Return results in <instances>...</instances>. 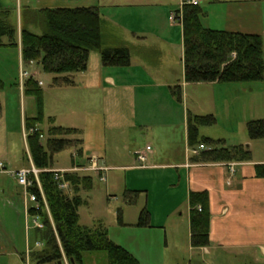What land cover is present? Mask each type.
I'll use <instances>...</instances> for the list:
<instances>
[{"label":"crops","instance_id":"crops-1","mask_svg":"<svg viewBox=\"0 0 264 264\" xmlns=\"http://www.w3.org/2000/svg\"><path fill=\"white\" fill-rule=\"evenodd\" d=\"M18 1L20 2V0ZM56 1L47 0L48 3L46 4L48 5L46 7L51 6L50 4H54L53 2ZM70 1L73 2L74 0ZM97 1L98 4L96 6L98 8L101 7L103 10L109 9V13L100 15L102 20L101 33L103 45L110 48H127L130 55L129 65L126 67H104L101 64L99 54L92 52L89 55L86 70L73 74V86L51 87V89H56L57 91H70L64 92L65 97L68 98L71 95L70 99L73 98L75 108L74 110H70L69 115H67L68 123H63V121H57L56 123L58 115L55 112L48 113L47 117L53 118L56 125L76 128L73 120L76 113L79 112L85 115V129L87 128L88 130L90 128L94 130L97 122L99 120L102 121L101 128L98 126L100 137L95 145L87 135H84V139H81L82 155L78 158H84L86 163H77L81 164L79 167H89L90 161L94 159L96 167L101 168L100 172H96L100 176V179L108 178L104 175L105 171H122L125 179L131 173L130 181L133 183L135 179H132V174L138 175L137 177L140 178L145 173L166 172L174 174L177 180H180V173H183L184 189L182 200L178 204L181 207L177 208V206L175 207L177 209L174 208L172 211L167 212L161 223L158 222L152 228H145L161 229L160 231L164 233L165 247H176L174 235L179 234L180 228L183 229L187 239L189 238L188 193L190 191L205 190L208 194L210 212L208 228L209 244L206 247L196 249L200 250L201 255H209L215 261H218L217 259L219 261L223 260V257L218 258L219 253L217 251L227 254L230 253L229 251L239 250L240 255L245 257V259L249 258L247 259L248 262L252 260L257 262V258H253L248 253L243 252L254 249V251L264 256V178H257L254 175V165L264 163V148L261 150L254 147V145L259 143L257 141H264V137L250 140L248 136L243 138L240 136L237 137V144L232 141V145L248 143L246 146L250 151V161L226 163H203L197 161L196 156L198 152L196 154L192 153L191 150L193 148L187 144L186 116L189 111L184 107V104L181 107V103H176L170 92V88L179 86L184 97L189 85L195 84L201 87L200 97L203 96V100H205V109L200 114H212L216 118V124L200 127L198 135L200 137L218 139L219 137H215L214 133H211L209 129L210 127L219 125L221 116L227 122L226 127L222 126L223 132L229 136L237 134L233 130L236 123L241 126L251 120L260 119L264 122V88L262 84L257 82L249 84L184 82L182 53L179 58L181 66L179 64V69L175 71V64L171 62V58H167L163 49H159L158 47V44L170 45L169 39L157 40L159 38L156 35L157 31L154 32L152 31L153 29L146 31L142 28H135L130 22L140 20L137 14H135V10L149 8L150 12L145 16L149 23L158 24V22L166 19L170 22V30L173 31L176 28V24L175 21L169 19L171 0ZM202 1L215 7L213 18L218 21L221 26L220 28H222H214L215 30L260 35L262 38V56L264 61V0ZM22 2L24 3L23 7L35 10V8H39V5L34 7L33 2L40 3V0H23ZM0 7H4V5L0 3ZM203 17H205V13ZM178 24L180 26L179 31L181 33L182 45V29L181 24ZM206 28L211 29L212 27ZM150 35L156 38L155 42L157 41L154 44L155 46L151 47L154 48L155 58L152 60L153 54H151L149 55L151 58L150 62L141 61V63L134 64L131 49H149L148 36ZM17 38L16 56L19 64H22L19 32ZM144 53H141L142 57L145 55ZM136 68L138 69L137 71L143 74L145 80L143 84L145 86L154 87L155 90H161L162 92L151 93L149 97L136 101L135 90H139L141 85L137 83L138 81H126L119 77ZM23 81L21 86L18 85V92L20 93V107L18 109L19 115L23 118L22 134L25 149L18 157H13L14 160L12 158L10 160L4 158L5 161H0L4 168L3 170L0 169V259H5L7 264H17L18 258L20 259L22 254L26 257L29 249L32 248L30 239H34L33 232L29 235L30 228L28 227L29 219L34 223V218L28 215V208L31 203L28 202L25 188L18 184L16 179L8 172L9 170L16 171L33 165L26 143L27 132L24 127V119L32 117L35 114H31V112L26 113L25 111L26 98L30 96L23 93ZM38 82L41 83V81ZM95 93L96 96L94 97ZM76 97L79 98L78 101ZM122 108H126V112H121L120 109ZM190 114L199 115L191 112ZM178 123L182 126L183 147L180 150V155L177 160L159 161L157 157L158 153H166L171 150L168 148L167 151V146L161 143L158 133L160 130L172 127ZM135 127H139L142 132L145 131L143 132L145 135L151 134L153 146L147 143L144 148L140 147L133 140L134 138H130V142L127 143L128 145L118 140L117 142L115 141V144L108 142L105 129L113 130L118 135L124 129ZM81 131L80 135L83 132ZM224 143L226 144V141ZM119 146L121 149L118 148ZM146 146H150V150L145 152V162L148 160V163L140 162L136 157L137 152H144ZM72 150L71 156L75 158V149ZM116 152H127L131 156L118 162L117 160H120V157L117 156ZM77 164L73 167H76ZM57 169L70 168L60 167L53 170ZM128 184L123 183L124 192H135L136 189L134 188H136V185ZM157 198L158 196H155L154 201ZM150 216L152 217V215ZM172 216L181 218L182 226L178 222H174L171 218ZM32 227L34 229L35 225L33 224ZM225 257L227 258V256Z\"/></svg>","mask_w":264,"mask_h":264},{"label":"trees","instance_id":"trees-1","mask_svg":"<svg viewBox=\"0 0 264 264\" xmlns=\"http://www.w3.org/2000/svg\"><path fill=\"white\" fill-rule=\"evenodd\" d=\"M178 11V10H175ZM182 69L186 83H261L264 88V61L262 38L257 34L215 30L202 25V9L183 5L182 9ZM11 10L0 7V47L16 48L17 31L9 22ZM19 31L21 61L25 66L33 64L44 74L50 75V87H71L73 74L87 68L88 58L97 52L104 67H126L130 62L127 48H110L102 42V20L97 6L45 7L32 10L24 7ZM27 24L38 26L41 34L26 29ZM5 38V40H3ZM4 88L0 80V90ZM170 92L179 103L181 88L174 86ZM24 95L36 102V112L24 119L27 132L26 143L37 174L40 190L30 175L32 185L28 191L35 195L37 208L30 205L28 215L38 218L41 228H34L35 242L39 249H29L28 264H57L62 256L68 264H82V253H106L107 264H138L137 259L125 248L112 242L107 230L101 225L88 228L81 226L77 208L81 203L80 190L91 187V178L78 172H67L63 178L67 190L58 187L52 168L53 156L71 148L75 157L82 155L80 130L56 125L53 118L43 115L42 88L38 81L28 76L23 81ZM1 109V103H0ZM47 120L46 132L39 125ZM216 124L212 114L187 113V144L193 149L203 144L206 149L198 151L196 160L203 163L247 162L251 155L247 146L226 145L221 139L200 137V127ZM250 140L264 137V122L251 120L245 124ZM74 157V156H72ZM81 166V164H77ZM254 175L264 178V163L254 165ZM41 191V192H40ZM133 192V191H125ZM124 192V193H125ZM136 192V191H135ZM125 195V198H128ZM127 203H132L127 199ZM189 219V245L192 248L209 244L208 228L210 212L208 194L205 190L190 191L187 198ZM135 226L152 227L150 213L141 208ZM25 259V255L21 256Z\"/></svg>","mask_w":264,"mask_h":264},{"label":"rangeland","instance_id":"rangeland-1","mask_svg":"<svg viewBox=\"0 0 264 264\" xmlns=\"http://www.w3.org/2000/svg\"><path fill=\"white\" fill-rule=\"evenodd\" d=\"M22 1L23 0H20V2L18 0H0V3L4 5L5 8L11 10L9 22L15 27L17 34L20 31V27L22 24L20 16L22 9L24 8V3ZM171 1V6L169 8L170 13L179 9L181 0ZM46 3H48L47 0H40V3L33 2L34 7H37V5H39V8L46 7V5H48ZM53 3L54 4L49 3L51 5L49 7L54 8L77 6L86 7L91 5L96 6L98 4V1L74 0L73 2H71L70 0H57ZM199 7L202 9L203 13H205V17L202 18L201 16V22L204 27H212L211 29H222L220 28L221 26L218 21L214 20L213 18V12L215 8L213 7V5L200 0ZM135 11V14H137V17L140 18V20L130 21L133 27L142 28L146 31H150L152 29V31L154 32L157 31L156 35L159 37L157 38V40L169 39L168 41H170V45L158 44V47L159 49H163L167 58H171V62L175 64L174 70L176 71L177 69H179V64L181 63L179 61V58L181 57L182 53L179 24L175 22L176 28L171 31L169 26L170 22L166 19L158 22V24H152L148 22L145 16H147V14L150 12L149 8H142ZM99 13L100 15H104L106 13H109V9L103 10L101 7H99ZM25 27L35 34L42 33V29L38 26L27 24ZM3 40H5V38ZM155 40L156 38L150 35L148 36L149 49H131L134 64L141 63V61L150 62L151 58L149 57V55L151 54H153L152 60L153 58H155L156 55L153 51L154 48H151L155 46L154 44H156L157 42H155ZM142 52H145V55L143 57L141 56ZM137 70L138 69L136 68L124 75L119 76L126 81H138L137 83L141 85V88L139 90H135L136 101L141 98L144 99L149 97L151 93L154 94L162 92L161 90H155L154 87L150 88L145 86L143 84L145 81L144 76L140 71ZM22 73H26V75L22 77ZM28 76L33 77L34 79H36L37 81H41L42 83L41 88L44 118L47 117L48 113L55 112L56 115H58L56 123L57 121L68 123L67 121L69 120L67 118V115H69L70 110H74L75 108L73 98L70 99L71 95H69L68 98L65 97L64 92L70 91H57L56 89H51V87L49 86L50 75L38 71V68L33 64H30L29 66L19 64L15 48L0 47V80L4 84V88L0 93V161H5L4 158L9 160L10 158H12V160H14L13 157H18L25 149L22 134L23 118L19 115L18 109L20 107V93L18 92V88L19 86H21L23 79L25 80ZM201 90L202 89L200 86L193 84L189 85V88L187 89L184 97L181 91V100L183 102H181L180 106L183 107L184 104V107L189 111V113L191 112L203 115L200 113H203L205 109V100H203V96L200 97ZM95 96L96 93L94 97ZM173 98L175 100V97ZM26 99V113L31 112V114H35V99L31 96ZM76 100L78 101L79 98L76 97ZM176 103L179 102L176 101ZM120 110L121 112H126V108H122ZM73 121L74 124H76V128L83 131H81L82 133L79 137L81 139H84V135H87L90 141L95 145L98 138L100 137L98 126L101 128L102 121L99 120V122H97V126L94 130H91V128L89 130L87 128L85 129L86 122L84 114H80L79 112L76 113ZM174 122L176 123V121ZM230 123L233 124L232 121H230ZM226 124L227 122L225 118H222L221 116L219 125L216 127H210L209 131L211 133H214L213 135H215V137H219L218 139L226 141V145H232V141L237 144V137H247L245 125L242 124L240 126L238 123H236L233 129L237 132V134H234L233 136L224 134L222 126L226 127ZM47 127L48 123L45 119L39 125V128L45 134ZM105 132L108 142H112V144H115V141L117 142L118 140L119 142L128 145L127 143L130 142V138H134L133 140H135L136 144L140 145V147L144 148L145 144L147 143H150V145L153 146L151 134L145 135L143 133L145 131L142 132L139 127L124 129L121 133L118 134L119 136L117 135V132H114L113 130L105 129ZM158 134L160 136L161 143H163L164 146H167V151L168 148L169 150H171L166 153H158L157 157L159 161L177 160L180 155V150L183 147L181 124L178 123L172 127H167L164 130L162 129ZM111 137L113 138L112 140ZM257 142L259 143H256L257 145H254V147L262 150L264 148V141ZM242 145L246 146L248 145V143H243ZM118 148L121 149L120 146ZM72 151L73 150L71 148H68L54 155L52 168H71L79 162L86 163L84 158H72ZM116 154L118 157H120V160H117L118 162L123 161L127 157L129 158L131 156L127 152H116ZM148 162L149 161L147 160L145 163ZM0 163L2 164V162ZM78 174L86 175L91 178V187L87 190L79 191V196L81 198V203L77 208L79 224L88 228H94L99 225L104 227L107 230L109 239L115 244L120 245L127 251H129L137 259L138 264H264V256H262L260 253H257V251H254V249L245 250L246 252L243 253H248L249 256L257 258V262H255V260L248 262L247 259L249 258L245 259V257L240 255L239 250H232V252L229 251L230 253L227 254L217 251V253H219L218 258L223 257L222 261H219V259H217L219 262L215 261L209 255H201L199 249L190 247L188 242L189 238L187 239V237L184 235L183 229L181 228L179 234L174 235V242L176 247H165V238L163 235L164 233L160 231L161 229H145L135 226L139 211L143 207H146L150 215H152V217L150 216V224L152 227L155 226L158 222L161 223L163 221L164 215H166L167 212L172 211L177 206V208L181 207V205L178 204H180L182 200L184 189L183 173H180V180H177L174 174L166 172L145 173L140 178L137 177L138 175L132 174V179H135L134 183L130 181L131 173L129 175L127 174L128 176L125 179L123 177L124 175L122 171H105L104 175L108 178H104L103 180H101L100 176H98L94 171H81L78 172ZM123 183H129L128 185H136V188L134 189H136L135 191L137 192H125L126 196L128 197L125 198V189L123 187ZM155 196H158L156 201H154ZM130 198L133 202L127 203V199ZM171 218L172 220H174V222L176 221L179 223V225L182 226L181 218H176L174 216H172ZM37 220V218H34L33 223L32 220L29 219V235L30 233L32 234V232L34 234L32 226L36 223ZM25 233L27 235V231ZM30 243L32 245V248L30 249L36 250L41 248V244L35 242L33 238L30 239ZM21 256L20 259L18 258L17 264H28L27 255L24 260L21 259ZM224 256H227V258H224ZM62 262L63 264H68L64 256H62ZM0 264L7 263L5 262V259H0ZM82 264H107L106 253L102 251L84 252L82 253Z\"/></svg>","mask_w":264,"mask_h":264},{"label":"built area","instance_id":"built-area-1","mask_svg":"<svg viewBox=\"0 0 264 264\" xmlns=\"http://www.w3.org/2000/svg\"><path fill=\"white\" fill-rule=\"evenodd\" d=\"M199 1L200 0H181L180 7H179L178 11L171 12L169 15V19L171 21L181 23V20H182L181 9H182L183 5L197 6V5H199ZM24 75H26V73L25 74L22 73V77H24ZM38 84L40 85L41 83L38 82ZM204 149H206V147L203 144H199L196 148L192 149L191 151H192V153L196 154L198 151L204 150ZM149 150H150V147L146 146L144 152H137L136 157H137L138 161L145 162V160H146L145 152H148ZM90 162L91 163H90L89 167H78V166H76V167H73L70 169H59V170L58 169L57 170L49 169L48 171L53 172V178H54V180L58 181V187L61 190H66L68 188V183L63 178L64 173L78 172V171H85V170L94 171V172H100L101 171V168L96 167L94 159H92ZM0 169H2V170L4 169L3 165L1 163H0ZM8 172L12 177H14L16 179L18 184H20L21 186H23L25 188L26 196L28 198V202H30L31 205H33L37 208V201H36L35 195L30 193L28 191V188H29V186L32 185V180L29 178V176L31 175L33 177L34 181L36 182L39 190H40V186H39L38 179H37V174L40 172V170L36 169L33 165H30L28 168H21V169H18L16 171H8ZM102 179L103 178H101V180ZM34 225L36 228L42 227V223L40 222L39 219L36 221V223Z\"/></svg>","mask_w":264,"mask_h":264},{"label":"water","instance_id":"water-1","mask_svg":"<svg viewBox=\"0 0 264 264\" xmlns=\"http://www.w3.org/2000/svg\"><path fill=\"white\" fill-rule=\"evenodd\" d=\"M57 264H61V262H60V261H58V262H57Z\"/></svg>","mask_w":264,"mask_h":264}]
</instances>
